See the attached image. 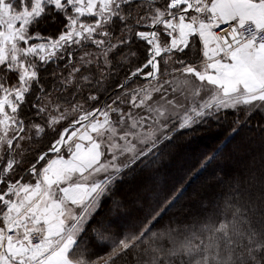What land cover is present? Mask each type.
<instances>
[{
    "label": "snow or ice",
    "instance_id": "1",
    "mask_svg": "<svg viewBox=\"0 0 264 264\" xmlns=\"http://www.w3.org/2000/svg\"><path fill=\"white\" fill-rule=\"evenodd\" d=\"M0 264H264V0H0Z\"/></svg>",
    "mask_w": 264,
    "mask_h": 264
},
{
    "label": "trees",
    "instance_id": "2",
    "mask_svg": "<svg viewBox=\"0 0 264 264\" xmlns=\"http://www.w3.org/2000/svg\"><path fill=\"white\" fill-rule=\"evenodd\" d=\"M255 122L254 118L253 125H255ZM226 134L222 121L201 124L195 130L179 129L173 134L175 139L160 165L156 177L158 182L170 183L174 177L179 176H183L184 181H188L194 176L191 183L186 184V195L190 196L193 191H198L211 170L203 171L199 176H195V170L199 167V161L203 158L202 154L219 144ZM250 135L251 133L247 130H241L232 139L229 147L245 143ZM184 150H187V152H184ZM237 159L240 160L241 166L248 162V158L243 153H239ZM193 206H196L195 203ZM98 254L103 255V250H98Z\"/></svg>",
    "mask_w": 264,
    "mask_h": 264
},
{
    "label": "rangeland",
    "instance_id": "3",
    "mask_svg": "<svg viewBox=\"0 0 264 264\" xmlns=\"http://www.w3.org/2000/svg\"><path fill=\"white\" fill-rule=\"evenodd\" d=\"M189 146H191V145H189ZM184 152H187V150H184Z\"/></svg>",
    "mask_w": 264,
    "mask_h": 264
}]
</instances>
